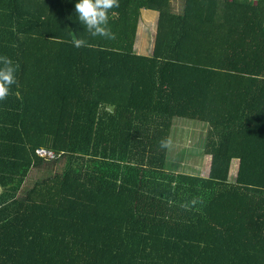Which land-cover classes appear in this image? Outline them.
Returning a JSON list of instances; mask_svg holds the SVG:
<instances>
[{"label": "trees", "instance_id": "1", "mask_svg": "<svg viewBox=\"0 0 264 264\" xmlns=\"http://www.w3.org/2000/svg\"><path fill=\"white\" fill-rule=\"evenodd\" d=\"M75 3L0 0V264H264V0H117L109 36ZM175 118L209 126L208 177L167 169Z\"/></svg>", "mask_w": 264, "mask_h": 264}, {"label": "rangeland", "instance_id": "2", "mask_svg": "<svg viewBox=\"0 0 264 264\" xmlns=\"http://www.w3.org/2000/svg\"><path fill=\"white\" fill-rule=\"evenodd\" d=\"M152 42L154 43V39ZM208 129L209 126L204 122L175 118L169 139L167 169L208 177L211 167V160L205 155ZM126 150L127 145L122 144L120 147V158L122 160H124ZM238 165V161L234 160L230 172L231 181L236 179Z\"/></svg>", "mask_w": 264, "mask_h": 264}, {"label": "clouds", "instance_id": "3", "mask_svg": "<svg viewBox=\"0 0 264 264\" xmlns=\"http://www.w3.org/2000/svg\"><path fill=\"white\" fill-rule=\"evenodd\" d=\"M115 5L117 0H76L75 18L91 35L109 36L108 10ZM84 43L79 39L74 41L77 47ZM0 62L3 64L0 67V99H3L9 92V86L15 82V67L7 57H0Z\"/></svg>", "mask_w": 264, "mask_h": 264}, {"label": "crops", "instance_id": "4", "mask_svg": "<svg viewBox=\"0 0 264 264\" xmlns=\"http://www.w3.org/2000/svg\"><path fill=\"white\" fill-rule=\"evenodd\" d=\"M233 1V0H230ZM173 9L182 13L184 10L185 0H171ZM159 13L152 10L143 9L138 25L137 40L135 51L139 55L151 56L154 50L155 38L157 34ZM155 27V31H154ZM154 39V43L152 42ZM153 43V44H152ZM212 161V156L207 155ZM238 161V160H237ZM239 163V161H238ZM239 165L237 166L238 169Z\"/></svg>", "mask_w": 264, "mask_h": 264}, {"label": "built area", "instance_id": "5", "mask_svg": "<svg viewBox=\"0 0 264 264\" xmlns=\"http://www.w3.org/2000/svg\"><path fill=\"white\" fill-rule=\"evenodd\" d=\"M256 3L257 0H252ZM37 154L40 156V157H44V158H49V159H53L55 158V154L51 151H48L46 149H43V148H40L37 150Z\"/></svg>", "mask_w": 264, "mask_h": 264}]
</instances>
